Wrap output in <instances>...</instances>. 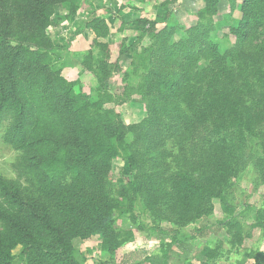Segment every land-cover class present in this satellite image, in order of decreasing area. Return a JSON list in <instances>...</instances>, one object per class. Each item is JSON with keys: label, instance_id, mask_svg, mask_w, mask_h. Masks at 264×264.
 Here are the masks:
<instances>
[{"label": "trees", "instance_id": "obj_1", "mask_svg": "<svg viewBox=\"0 0 264 264\" xmlns=\"http://www.w3.org/2000/svg\"><path fill=\"white\" fill-rule=\"evenodd\" d=\"M230 1L235 11L237 0ZM220 2L204 0L198 25L177 44L171 43L175 27L165 5L158 20L129 21L140 28L136 41L149 44L120 48L121 56H133L127 78L138 79L133 92L146 111L141 122L126 125L107 107L115 101L107 91L116 67L101 42L111 33L105 19L97 17L85 26L102 48L86 59L98 84L92 101L78 89L79 82L64 75L58 65L60 47L46 39L56 5L75 14L79 0H0V131L18 154L15 176L0 173V264H16L18 248L25 264H87L73 240L99 234L102 251L114 255L135 239L127 227L139 222L135 208L140 197L156 206L148 209L156 224L151 230L162 232L161 259H144L151 264H189L190 258L216 264L217 255L208 257L211 248L194 251L191 246L204 228L187 235L161 225L164 220L180 227L194 223L212 213L213 199L220 200L226 220L253 217L261 226L259 208L235 211L227 202V180L216 174L233 135L260 140L264 151V131L255 117L211 87V77L225 70L219 47L206 40L221 13ZM254 6L264 12L259 1H245L241 25L233 29L240 41L247 38L252 19L263 25ZM159 23L170 26L160 30ZM263 51L245 68L264 79ZM203 60L206 67L200 70ZM250 76L253 86L256 80ZM260 86L244 94L248 101H259V110L264 107ZM116 160L128 164L129 171L124 190L108 199L102 181ZM258 164L264 168V156ZM257 264H264V254Z\"/></svg>", "mask_w": 264, "mask_h": 264}, {"label": "rangeland", "instance_id": "obj_2", "mask_svg": "<svg viewBox=\"0 0 264 264\" xmlns=\"http://www.w3.org/2000/svg\"><path fill=\"white\" fill-rule=\"evenodd\" d=\"M245 1L237 0V9L234 11L230 0H221V13L212 21V33L206 40L219 47L225 70L223 68L221 75L211 77V87L228 103L241 106L244 114L253 115L256 123L260 124L259 128L264 131V107L259 110V101H248L244 97L249 91H257L262 87L260 85L264 87V79L259 73L245 68L248 62H253L256 57L261 56V50L264 49V16L262 18L259 14L264 12L254 6L255 17L260 18L263 25H260L262 22L258 24L252 19L247 38L240 41L233 29L241 25ZM257 1L264 7V0ZM163 5L172 13V25L175 27L171 43L177 44L187 39L188 29L196 27L199 23V15L204 10V0H79V8L75 14L63 5H56L51 26L46 30L47 41L60 47L58 65L63 69L62 72L70 80L79 82L78 89L93 101L97 99L95 89L98 84L86 64V59L90 55H99L102 48L98 49L94 43L95 34L85 26L97 17L107 21L111 33L109 38L101 42L108 45L110 62L116 67L110 75L107 91L115 101L108 103L107 107L119 115L126 125L141 122L146 117V111L141 98L133 92L134 87L138 85V79L131 75L127 78L133 56L130 52L121 56L120 48L122 45H133L134 49L147 46L149 42L146 40L143 43L136 41L141 35L140 28L132 26L129 21L140 17L158 20L163 16ZM168 26L170 23H159L157 27L162 30ZM199 65L200 70H205L204 60ZM249 74L250 79L256 80L253 86L248 85ZM2 135L0 131V173L10 178L15 176L12 165L17 162L18 154L3 142ZM225 156L216 168V174L227 180V202L236 209L235 211L243 210L249 205L257 206L260 210L261 226H258L253 217L247 221L239 218L238 223L231 219L226 220L227 214L217 198L212 201V213L204 215L194 223L180 227L164 220L161 225L187 235L195 229L204 228L201 236L196 238L191 246L194 251L211 248L208 257L211 260L212 256L217 255L216 264H257V258L260 255L262 258L264 254V168L258 166L259 158L264 156L261 141L241 133L233 135ZM128 171V164L120 160L114 161L102 181V194L108 199H114L121 193ZM222 171L227 176L223 175ZM151 205L156 207L142 197L138 199L135 214L139 217V222L127 227L134 232L135 239L117 249L114 255L102 251L100 234L85 240L76 238L73 240L74 247L87 257V264H100L104 260L111 264H151L144 262L145 257L156 256L157 260L161 259L163 245L159 238L162 237V232L154 234V230H151L156 225L148 210ZM20 253V248L14 252L19 258L16 264H25L19 256ZM189 261V264L201 263L194 258Z\"/></svg>", "mask_w": 264, "mask_h": 264}]
</instances>
